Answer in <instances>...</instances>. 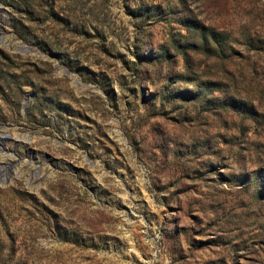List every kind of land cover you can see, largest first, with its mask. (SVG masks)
<instances>
[{"label": "rangeland", "instance_id": "1", "mask_svg": "<svg viewBox=\"0 0 264 264\" xmlns=\"http://www.w3.org/2000/svg\"><path fill=\"white\" fill-rule=\"evenodd\" d=\"M2 132L0 264H264V0H0Z\"/></svg>", "mask_w": 264, "mask_h": 264}, {"label": "bare ground", "instance_id": "2", "mask_svg": "<svg viewBox=\"0 0 264 264\" xmlns=\"http://www.w3.org/2000/svg\"><path fill=\"white\" fill-rule=\"evenodd\" d=\"M8 134L7 132H2L0 134V142H2V146H0V151H3L5 150L6 148V140L8 139ZM14 139H17V138H14ZM10 163H7L4 161V163L0 164V178H2L3 180H5L7 178V175H8V172H9V169H10Z\"/></svg>", "mask_w": 264, "mask_h": 264}]
</instances>
